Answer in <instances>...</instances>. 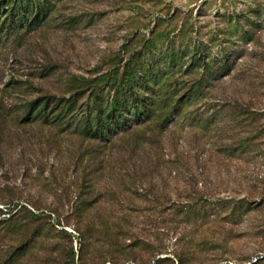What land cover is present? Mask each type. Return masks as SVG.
Instances as JSON below:
<instances>
[{
	"label": "rangeland",
	"instance_id": "rangeland-1",
	"mask_svg": "<svg viewBox=\"0 0 264 264\" xmlns=\"http://www.w3.org/2000/svg\"><path fill=\"white\" fill-rule=\"evenodd\" d=\"M49 1L40 26L0 44V264H57L71 249L83 264H112L114 255L264 264V0ZM233 18L252 39L231 29ZM153 33L154 52L196 44L235 68L221 76L215 66L200 83L184 66L165 93L181 98L172 120L108 144L19 122L27 101L61 94L74 76L110 73ZM83 199L84 219L75 212ZM105 223L117 229L108 255L87 231Z\"/></svg>",
	"mask_w": 264,
	"mask_h": 264
},
{
	"label": "trees",
	"instance_id": "trees-1",
	"mask_svg": "<svg viewBox=\"0 0 264 264\" xmlns=\"http://www.w3.org/2000/svg\"><path fill=\"white\" fill-rule=\"evenodd\" d=\"M51 3L49 0H0V44L21 32L27 33L40 26L49 15ZM230 16L235 17L234 13ZM229 22L231 29L236 34L239 33L240 37L252 39V35L247 32L240 33V20L233 18ZM180 30L176 37L187 33L184 28ZM158 36L153 33V39L147 40L146 45L139 51L128 50L110 73L101 74L96 78L74 76L68 85L66 83L61 94L44 93L27 101L23 105V113L19 115V122L27 125L39 123L42 126H54L76 133L81 138L108 144L116 136L132 132L151 121L165 124L172 120L177 109H180L181 98L175 100L165 93L169 90L167 85L170 78L184 66L189 71L200 73V83L210 76L215 66L221 71V76L230 74L235 68L234 62L227 57L214 60L210 53L202 54L196 44H193L191 49L187 47L185 51L171 45L161 52H154L153 44L161 40H158ZM171 39L175 41L174 37ZM190 52L195 56L189 64H185L183 59ZM102 83L106 87H102ZM192 99L193 97L187 98L185 104ZM87 204L88 200L83 199L77 206L75 212L80 218L84 219L88 215ZM2 214L4 212L0 208V221ZM87 231L93 237L95 246L99 247L103 242L102 246L96 249L101 254L108 255L110 252V248H105V241L113 240L110 246L117 244V240L114 241L117 239L114 235H117L115 225H88ZM128 246L120 245V249L126 254H132ZM83 256L80 254L79 259H83ZM60 257L61 259L55 260L58 261L57 264H83L76 261L73 249L71 253L65 251ZM111 258L112 264H136L129 262V257L121 260L114 255ZM258 261L260 258L251 264Z\"/></svg>",
	"mask_w": 264,
	"mask_h": 264
}]
</instances>
